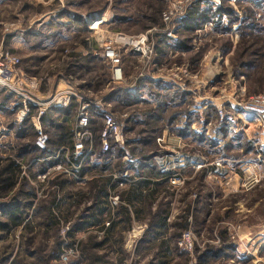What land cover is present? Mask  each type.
I'll list each match as a JSON object with an SVG mask.
<instances>
[{
    "label": "rangeland",
    "instance_id": "obj_1",
    "mask_svg": "<svg viewBox=\"0 0 264 264\" xmlns=\"http://www.w3.org/2000/svg\"><path fill=\"white\" fill-rule=\"evenodd\" d=\"M221 1L203 0V5L222 7L234 14L216 19L213 26L206 25L186 37L180 33L182 22L163 23L162 14L173 6L174 0H0V48L11 51V46L17 44H12L10 38L24 30L42 33L41 38L27 44L32 50L37 48L31 58L35 69L30 71L43 81L62 75L75 89L81 86L96 94L93 96L104 95L110 80V70L100 58L105 38L111 33H149L155 46L154 57L147 64L124 52L129 75L144 71L142 76L188 83L187 89L193 91L194 97L187 101L181 95L162 92L151 83L146 91L151 94L147 97L149 103L136 98L138 103L131 100L126 111V104H112L116 118L127 114L122 120L125 140L129 150L136 149L134 158H122L123 163L130 165L123 177L145 174L140 156L149 157V164L177 175L166 187L159 188V201L153 207V211L156 207L169 212L167 223L171 227L167 238L172 255L166 259L167 264H264V160L259 155L264 145V124L239 108L249 97L264 92V0L258 4L254 0ZM10 27L18 31L9 33ZM169 32L176 39L188 38L191 49L174 52L170 41L173 38L167 37ZM87 41L92 48L89 53H77L79 57L66 60L71 49L85 48ZM39 42L47 47L40 50ZM15 48L14 54L26 66L30 61L26 48ZM159 49L164 55L158 51L156 57ZM42 60L45 62L40 64ZM113 87L114 91L120 88ZM11 96L0 94V151L8 142H16L10 126L20 125L12 109L7 108L16 102ZM141 98L144 100L143 94ZM219 107L226 115L224 122L219 120ZM150 115L159 119L154 122L148 118ZM156 153L159 155L153 157ZM90 162L103 164L95 158ZM115 163L114 172L118 169ZM23 169L27 172L28 167ZM57 174L47 178L37 175L38 181L31 180L28 189L34 187L39 206L35 204L26 212L22 226L8 234L0 233V264H89L83 259L85 249L90 255L103 256L106 264H161L165 260L157 252L158 240L150 237L148 215L133 222L130 230L119 232L114 238L116 247L107 244L94 251L93 246L104 240L103 232L97 228L75 232L92 206L91 199L80 196L92 190L86 183L89 177L79 181L72 174L65 175L75 182L66 179L67 187L59 192L54 183L61 182ZM125 186L119 184L112 194L119 197ZM68 193L72 206L67 217L62 219L61 211L54 208L58 225L49 222L45 206L56 196L61 198ZM110 198L111 207L121 205L120 199L113 205ZM6 202L5 197H0V204ZM186 217L189 228L176 237L180 233L177 226ZM108 221L109 215L104 217L105 227ZM68 232L74 234L73 238L68 237ZM187 232L194 237L192 252L180 245ZM232 246L234 249L228 251Z\"/></svg>",
    "mask_w": 264,
    "mask_h": 264
},
{
    "label": "trees",
    "instance_id": "obj_2",
    "mask_svg": "<svg viewBox=\"0 0 264 264\" xmlns=\"http://www.w3.org/2000/svg\"><path fill=\"white\" fill-rule=\"evenodd\" d=\"M221 2L227 3L228 0H222ZM254 3L258 4L259 0H254ZM233 14L234 12L232 10H224L222 7L216 9L211 6L206 7L203 5V0H199L189 8L187 16L181 24L180 33L183 32L187 35L186 37H188L189 34L204 29L207 24L214 23L216 19L222 20L225 15L231 16ZM233 21L236 20L234 19ZM170 41H173L172 50L174 52L182 53L191 49L188 38L182 39L179 37ZM83 45L87 48L89 46L88 41L84 42ZM158 51L160 56L161 54L164 55L163 50L159 49L157 50V53ZM69 57L76 58L79 56L77 53L72 52L69 54ZM69 68H72L71 64L69 65ZM116 93H121L119 101H117L118 104H127V102L124 101V99L127 98L126 92L119 88L118 91L116 89L114 95ZM133 103L137 104L138 102L134 99ZM16 107L13 110V114L16 112ZM90 115L91 123L89 130L93 136V151L83 162L78 171L74 173L79 181L87 176L89 177V180L86 183L91 185L92 190L88 192V194L85 195V193H82L80 196H83L84 199H91L92 206L88 208L87 211H89V213L87 216L82 217L83 222L75 232L97 228L103 232L104 240L93 246L94 251L101 250L107 244L116 247L117 240H114V238L118 233L130 230L133 222L144 220L148 215L150 217V221L148 220L151 234L150 237L158 240L159 247L157 252L161 259H165L161 264H167V262L165 263L166 259H169L172 255V249L169 239L167 238V233L171 227L167 223L169 212H164L156 207V211H153V207L159 201V196H157L159 188L166 187L168 182L171 179L176 178L177 175L171 170L164 171V169L149 164V162L146 161L149 157L146 158L140 156L144 162L141 168L145 174H136V176H129L127 178L123 177V174L128 171L130 165L129 163H123L122 158H134L136 156V149L129 150L128 140H126L123 147H119L112 143L110 150L104 153L101 149L99 137L102 127V124L99 121L100 116L98 113L92 114V112H90ZM155 115L156 113L154 114V117ZM43 117L41 118V122H43ZM154 117H151L150 115L148 118L154 122L159 119ZM10 127V131H15L13 139L16 142H8V144L4 146L5 149L0 151V197H5L8 200V202L0 204V233L3 234H8L14 228L22 226L25 223L26 212L40 202L34 191V187L28 189L29 184L31 180L38 181L37 175L39 177L46 175L48 173L47 169L55 164L53 162H41L42 160L53 155L59 150L62 144H66L69 152H71L70 155L72 161L75 164L80 162V157L75 159L72 155L74 150L72 142L74 133L69 130H66V132H64V130L61 131V127L56 125L55 122H50L49 131L45 130L49 135L50 140L47 149L44 151L39 150L35 145L36 131L31 124L30 119L25 120V122L20 125H12ZM236 138H238V136H236ZM139 141L142 142L144 140L142 139ZM214 143L215 142H212L211 144ZM145 145L148 146L149 143H146ZM85 146L86 150L82 155L88 150V143H85ZM260 152L259 155H261L264 160V145L261 147ZM158 155L159 154L156 153L153 157ZM92 158H95V161H101L103 163L102 166L92 164L90 162ZM61 161L63 162V158ZM114 163L118 168L115 172L112 170V165H114ZM35 166L38 167L37 174L33 175L32 172L35 169ZM25 167H28L27 172L23 169ZM117 174H120V178ZM56 176L61 177V182H58V180L54 181L59 192L67 187L66 184L69 182L66 179L75 182L73 178L65 177V174H57ZM64 178L65 180H63ZM119 184H123V186L126 185L125 187L127 188L123 190L119 196L121 205L113 208L110 206L109 197L113 195L112 193L118 188ZM26 189H28V191H26ZM80 196L77 195L78 200ZM71 198L70 193L64 197L61 196V198H57L56 196L49 203L48 207L45 206V210L48 212L50 218L49 222L58 225L57 218L54 215V208H57L59 212L61 211V216L63 215V218L61 217L62 219L67 217L68 211H70L71 208L70 206H72L70 202ZM60 201L61 207L59 205ZM107 215H109L110 221L107 222L109 223V226L105 227L104 217ZM116 219L118 220L116 221ZM183 219L184 223L177 226L180 233L176 235V237H180L181 232L189 228L187 217ZM73 236L74 234L72 232H68L69 238H73ZM233 249V246L229 247L228 251H232ZM88 251L89 249L83 250V259L88 260L89 264L107 263L104 261L103 256L90 255Z\"/></svg>",
    "mask_w": 264,
    "mask_h": 264
},
{
    "label": "built area",
    "instance_id": "obj_3",
    "mask_svg": "<svg viewBox=\"0 0 264 264\" xmlns=\"http://www.w3.org/2000/svg\"><path fill=\"white\" fill-rule=\"evenodd\" d=\"M196 1L198 0H174L173 6L162 14L163 23L165 25H172L173 23L183 22L186 18L188 7ZM207 25L213 26L212 23ZM7 31H9V33H15L18 30L10 27ZM165 31H168V29ZM167 37L173 38L172 32H169ZM127 51L144 60L147 64L152 60L156 52L152 37L149 33L138 36H126L121 33L109 34L104 40L100 58L108 66L111 82L114 85H122L126 82L123 54ZM42 84V80L31 77L24 72L20 58L11 51L0 49V90L14 95L19 101L21 110L16 115V122L22 124L25 120L30 119L36 131L35 145L39 150L44 151L48 147L50 138L42 129L41 118L49 109L69 106L71 100L77 98V95L72 90H61V88L56 89L49 95H44L41 91ZM179 87L189 93H193V91L187 89L185 85ZM81 102L83 104L77 112V123L74 130L73 152L76 159L80 157V162L75 164L67 155L65 162L67 166H64L58 156L57 158L60 161L59 164L51 168L46 175L41 177L47 178V176L56 173L65 175L72 174L75 176L74 172L78 171L83 162L92 153L93 136L89 130L91 123L89 104H86V101L82 98ZM32 108L36 109V114L34 113V116ZM239 108L264 124V92L249 97L239 104ZM217 109L219 120L224 122L226 120L224 111L221 107ZM126 117L127 114H123L122 119H119L109 111L102 112V127L99 137L101 149L104 153L110 150L112 143L122 147L125 145V123L122 120ZM85 143H88V150L82 155L86 150ZM69 168H71V172H69ZM120 186H123V184H120ZM110 199L113 205L118 204L119 197L115 194L111 195ZM180 245L185 250L192 252L194 248V237L191 232H187L183 235Z\"/></svg>",
    "mask_w": 264,
    "mask_h": 264
},
{
    "label": "crops",
    "instance_id": "obj_4",
    "mask_svg": "<svg viewBox=\"0 0 264 264\" xmlns=\"http://www.w3.org/2000/svg\"><path fill=\"white\" fill-rule=\"evenodd\" d=\"M25 32L21 33V34H17L13 37L10 38V41L12 44L16 43L17 47H19L18 49L21 50L22 47H25L27 52H28V58L30 59V61L28 62V64H26V66H22V69L24 70V72L31 76V77H36V75H33L30 71V69H35L33 66V64L35 63L34 61L31 62V58L32 55H35L33 53L36 52L37 48H29L27 42L29 41H34L37 40V38H41V34L38 33H32L31 31L24 30ZM34 39V40H33ZM176 39V38H175ZM173 39V40H175ZM16 46H11V51L14 54L15 52H17V50H15ZM37 46V45H36ZM33 47V46H31ZM47 46H42L41 43L39 42V49L42 50ZM2 49V48H0ZM73 53H89V51H91V47L88 46L87 48H83V47H77V48H73L71 49ZM33 52V53H32ZM70 53V52H69ZM156 53V57H157ZM137 57V56H134ZM70 58L69 56H67L66 60ZM45 62V60L40 61V64H43ZM156 65V64H155ZM127 64H125V60H124V70H125V83L122 85H116L119 86L121 88L122 91L126 92V97L124 99L125 102H127L126 106L124 107V111L128 110L130 108V105L128 102H130L131 100H134L136 98L141 99L142 101H145V99H147L148 101H145V103H149L150 100L147 97H151V94L148 95V93H146L149 84H153L154 86L159 87V90L163 92V90H166L167 93L172 94V95H181L182 97H184L187 101L188 97L189 98H193L194 95L192 93H189L188 91H185L183 88L179 87L182 85H185L186 87L188 86V83L185 82L183 83L182 80H177V79H173V78H169L171 80H168V82L162 80L160 77L155 76V77H146V76H142L144 71H140V74L138 75H134V76H130L129 72L127 71ZM61 77V78H60ZM110 80L108 82L107 90H105L104 95H98L97 96H93L96 95L95 93L88 91L85 88H82L81 86H77L78 89H75L72 85V83L69 82L68 79H66L64 76L62 75H58L54 76L53 78H46V81L41 78H38L40 80H42L43 84H42V88L41 91H43V87H45V91L42 92V94L44 95H49L51 93H53L56 89L61 88V90L67 89V90H72L76 95L77 98H73L71 100V103L69 106L67 107H61V108H57V109H49L45 112V115L43 117V122H41V126L42 129L48 130L50 129V122H55L56 125L61 127V131L64 130V132H66V130L72 131L74 133L75 130V126L77 123V112L79 110V108L81 107V105L83 104L81 102V98L86 101V104H89V112H92V114H99L100 116V123L102 124V112L103 111H109L112 114L115 115V112L113 111V106L112 104H116L118 105L119 101V96L120 94H115L114 95V87L115 86L112 82H111V77H109ZM108 78V79H109ZM71 81L72 79L69 78ZM67 80V81H66ZM85 82H82V84H84ZM47 88V90H46ZM165 88V89H162ZM1 93H6L9 95H12L6 91L0 90V94ZM143 94L144 100L141 98V95ZM12 97L15 98L14 95H12ZM16 99V98H15ZM3 102V101H2ZM4 103V102H3ZM1 104V101H0ZM19 101L16 99V102L12 105H10V108L12 109V111L14 110V108L16 107V112L14 114V118L15 116L20 112L21 110V106L19 105ZM143 103H140V105H142ZM2 107V106H1ZM111 107V109H107ZM33 109V116L34 113L36 114V109ZM172 141V140H170ZM72 142H73V147H74V136L72 138ZM119 146V145H118ZM122 147V146H119ZM74 152V150H73ZM72 152V155H73ZM71 152H69L67 145L66 144H62L59 148V150H57L53 155L49 156L47 159L45 158L44 160H42L41 162H53L55 163L52 167H50L49 169H47L48 171L51 168H54L57 164H59V160H58V156L60 157V159L63 158V162H66V156L68 155L70 160H72L71 157ZM73 157L75 158V156L73 155ZM57 158V159H56ZM76 159V158H75ZM62 162V161H61ZM62 162V163H63ZM109 226V223H107ZM264 250V249H263Z\"/></svg>",
    "mask_w": 264,
    "mask_h": 264
},
{
    "label": "bare ground",
    "instance_id": "obj_5",
    "mask_svg": "<svg viewBox=\"0 0 264 264\" xmlns=\"http://www.w3.org/2000/svg\"><path fill=\"white\" fill-rule=\"evenodd\" d=\"M100 23V22H99Z\"/></svg>",
    "mask_w": 264,
    "mask_h": 264
}]
</instances>
